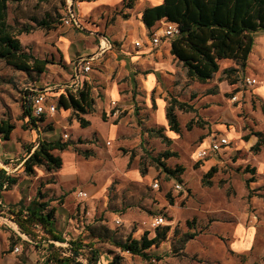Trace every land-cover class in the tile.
I'll return each mask as SVG.
<instances>
[{"label": "rangeland", "instance_id": "rangeland-1", "mask_svg": "<svg viewBox=\"0 0 264 264\" xmlns=\"http://www.w3.org/2000/svg\"><path fill=\"white\" fill-rule=\"evenodd\" d=\"M78 1L81 0H73L77 13ZM68 4L69 0H31L10 5L11 24L17 21V26L35 27L30 34L19 37L25 51L52 63L44 73L27 76L0 60V119H10L16 127L9 142H0V154L8 157L3 159L0 169L19 180L13 191L5 192L7 200L22 194L26 205L41 188L47 194L46 200H51V207L57 208L58 231L67 240L82 237L85 246L84 258H81L85 264H88L85 257L91 254L92 243L99 250V264H108L119 253L124 257V264H264V172H260L264 146L254 151L255 144L251 145L250 141L252 137L258 138L255 133L264 125V101L252 98L251 90L243 83L246 75L260 73L264 77V32L255 35L248 67L237 76L236 84H232L235 76L227 77L223 72L235 66L234 62L222 60L220 71L208 83L189 82L183 76L178 78L180 82L173 92L164 97L163 93L159 96L152 93L149 98L137 88L135 93L123 88L121 94L125 96L118 104L117 114L123 118L128 136L124 133L116 141L98 139L94 134L78 139L72 127L73 120L78 119L73 113L63 118L60 110L54 117H44L42 131L31 125L26 115L27 110L32 113L31 101L24 91L28 85L39 89L51 87L54 94L50 92L53 97L50 99L57 104L61 87L71 78L73 63L87 56L83 54L88 50L87 45L92 49L99 46L106 35L105 24H110L119 10L101 8L96 12L98 16L93 15L86 21L79 16L81 27L68 26L64 22ZM33 18L50 19L53 28H39ZM146 38L149 40L150 36ZM171 40L164 39L159 47L170 44ZM155 50L144 47L140 51ZM106 58L104 54L94 61L92 76L105 68ZM261 67L263 72L258 70ZM114 77L123 76H118L116 70ZM127 78H122L123 82ZM102 87L103 84L97 85L94 90L96 110L101 117L106 113L108 125L117 124L113 105L107 112L99 110L98 103L105 108L109 102ZM173 100L187 105L184 110L176 107L182 127L179 134L170 130L166 117ZM96 126L108 134L102 124L97 122ZM160 129L166 138L151 133ZM232 131L235 135L228 136ZM63 134L69 138L64 139ZM215 135L228 138L231 145L219 154L199 160V151ZM40 138L72 141L68 149L55 154L62 159L74 156L81 165V173L73 180H66L61 179L60 171L48 173L44 168H38L35 176L22 172L26 148L37 145ZM166 151L174 153L162 160L167 167L185 169L179 177L165 172L154 161ZM213 169H216L213 177L204 182ZM179 183L181 189L176 187ZM81 190H90L92 197L81 200L78 196ZM8 205L0 199V216L9 217ZM69 218L73 219L72 224ZM100 225H106L121 239L129 235L140 239L146 232L152 238L166 228L169 230L166 240L148 251L153 259L146 261L92 238L91 233ZM191 234L196 237L184 242ZM11 241L17 243L19 252L12 248ZM50 243L53 241L16 237L0 220V264H46ZM61 244L55 245L69 246Z\"/></svg>", "mask_w": 264, "mask_h": 264}, {"label": "trees", "instance_id": "trees-1", "mask_svg": "<svg viewBox=\"0 0 264 264\" xmlns=\"http://www.w3.org/2000/svg\"><path fill=\"white\" fill-rule=\"evenodd\" d=\"M31 0H0V60L17 72L27 76L33 73L42 74L52 62L48 59H40L32 53L25 51L20 35L30 34L35 27L32 25L17 26L9 22L10 5H20ZM134 0L129 3L125 0L124 8H133ZM37 27L52 29L53 22L50 19H31ZM162 20L175 23L179 26L180 34L171 43V54L182 63L187 70V77L191 81L206 84L220 71L222 60H231L235 66L227 67L224 73L227 77L235 76L233 85L238 82L237 76L245 71L249 64V58L255 46V35L264 32V0H165L163 4L147 7L142 13V21L148 30H152ZM94 87L86 82L77 93H66L58 97V110H72L83 128L90 125L83 116L96 112V99ZM25 95L28 91L25 90ZM215 92V91H211ZM186 103L173 100L167 108L166 117L171 131L181 133V123L176 113V107L184 110ZM30 118V124L42 131L43 117L34 118L30 110L26 111ZM103 119L106 120L105 115ZM16 129L10 119H0V139L9 141ZM163 130L153 131L154 136L166 138ZM258 142L253 146L254 151H259L264 146V133L256 132ZM72 145V141L46 140L40 138L37 145L26 148L27 156L23 160V170L27 176H35L38 168H44L48 173H57L63 167V159L56 155V151H64ZM88 156V154H87ZM174 156L171 151H166L154 161L165 172L179 177L185 171L178 167L176 170L167 167L163 159ZM216 169L210 171L205 179L213 177ZM255 174V171L253 170ZM18 177L9 175L5 169H0V199L3 192L12 190L18 184ZM47 194L41 188L28 204L23 201L17 204H9L7 210L11 218L20 228L21 232L29 239L46 240L48 242L68 243V247H56L54 243L49 245V254L46 264H85L81 257L84 256L85 243L82 237L67 240L58 231L57 208L51 207V200H46ZM92 226V225H89ZM169 228L162 233H157L150 238L146 232L140 239L132 235L124 238L116 237L106 225H100L91 233V237L99 242L109 243L122 253L139 256L143 260L151 261L152 255L148 253L152 247L160 246L167 238ZM42 234V235H41ZM196 237V234L187 235L184 242ZM19 241V240H18ZM12 248L17 243L11 241ZM91 245V254L85 259L88 264H99V250ZM114 254V253H113ZM84 258V257H83ZM108 264H124V257L113 255Z\"/></svg>", "mask_w": 264, "mask_h": 264}, {"label": "crops", "instance_id": "crops-1", "mask_svg": "<svg viewBox=\"0 0 264 264\" xmlns=\"http://www.w3.org/2000/svg\"><path fill=\"white\" fill-rule=\"evenodd\" d=\"M126 1L127 3H129L131 0ZM164 1L165 0H134L133 8H124L125 0H81L77 2L79 8L78 13L80 17L84 19V21H86V19H90L93 15L98 16L96 14L98 13V9L101 8L119 10V12L115 14L113 21L110 24H105L106 35L104 37L109 39L112 43V49H110L106 53V61L102 59V61H104L103 67L105 68L97 71V75L91 76L90 83L94 87L93 89L96 90L97 85L103 84L102 88L104 91V97L105 99L109 100L105 108H103V105H100L98 103L99 110L101 112H107L113 102H116L117 104L121 103L123 97L125 96L124 94H121V92H124L123 88H130V91L132 90V92L134 93L135 89L137 88L138 91H141L149 98L152 93H155L158 96L163 93L162 96L164 97L168 93L173 92L175 86L180 82V77L187 76V70L183 67L182 63L178 62L171 54V43L174 39L171 40L170 44L163 43L161 47L151 53H148L147 51L137 50L133 45V43L139 38L146 39L148 33L150 32V30L146 28L145 24L142 21V13L144 9L147 7L161 5L164 3ZM164 21L165 20H162L158 23ZM87 47L88 50L83 52L84 55L94 54L98 50V45L94 49L90 48L89 45H87ZM69 61L70 60L68 59V62ZM116 70L118 76H123L122 78H125V76L128 77L125 80L126 84H124L125 82H123L122 78L114 77L116 75ZM258 70L259 72H263L262 67ZM257 75L260 78H264L263 76L261 77L260 73H258ZM187 80H189V82H195L191 81L188 77ZM247 88L251 90L250 94L252 98H261L264 101L263 86ZM129 94H131V92ZM59 111L60 110H58V112ZM61 111L63 118H67L73 113L72 110ZM104 114L106 113H103L101 117L99 116V112H97L96 110V112L93 114L84 115L83 117L90 122V125L85 128L81 127L79 122L74 119L72 127L76 131L78 139L81 138L82 135L90 136L91 134H94L98 139L104 138L116 141L122 134L126 132L122 124L123 118H119L120 116H118V114L113 115V113L112 115L118 121V123L108 125L105 122L106 120L103 119ZM110 115L111 114L109 112V116ZM97 122L108 129V134L96 126ZM260 128V132L264 133V125H260ZM126 134L127 133H125V136L127 137L128 135ZM234 135V131L228 132V136L233 137ZM9 141L3 142L7 143ZM250 141L251 145L256 144L258 142V138L252 137ZM0 142H2L1 139ZM7 158L8 157L3 153L0 154V166L2 165L3 159ZM63 161L64 165L59 173L61 179L73 180L81 173V165L79 163H76L74 156L68 155L66 156V159L63 157ZM23 171L24 170H22V172ZM260 172H264V162H260ZM12 176L16 175L12 174ZM13 190L14 189L10 191ZM5 192H3V198L1 199V202H4V204H17L24 199V196L20 194L18 197H12L13 200L9 198L8 201ZM87 192L89 194V198L92 197V193L90 192V190H87ZM69 223L72 224L73 219L69 218ZM13 234L17 237V234H15L14 232Z\"/></svg>", "mask_w": 264, "mask_h": 264}, {"label": "built area", "instance_id": "built-area-1", "mask_svg": "<svg viewBox=\"0 0 264 264\" xmlns=\"http://www.w3.org/2000/svg\"><path fill=\"white\" fill-rule=\"evenodd\" d=\"M73 0H69V4L66 9V15L64 18V22L68 26H79L81 27V20L80 15L77 13L75 6L73 5ZM180 30L179 26L175 23L171 22H161L160 26L153 31L152 33H148L147 36H150V39H142L137 40L133 43L134 47L137 50H143L144 47L151 48L155 50L161 44L164 39H175L179 36ZM147 40V41H146ZM112 49V43L109 39L103 37L100 41L98 46V50L96 53L81 56L79 57L72 66V74L70 80L66 84H64L61 88V92L58 94L57 98L68 92L77 94L84 86L86 82H91V72L93 71L94 61L99 59L101 56L107 53ZM243 83L246 87H264V78H260L258 76H244ZM26 90L28 91V95H26L31 101V109H32V116L34 118H41L43 116H54L58 112L57 104L51 101L50 92L53 91L51 87H46L43 89H39L33 87L31 85L26 86ZM54 94V92H52ZM237 97L234 98V100ZM112 105L114 106V115L120 112L118 108V104L113 102ZM64 139H68L69 135L64 134ZM231 145V142L228 138L224 136L215 135L212 137L209 145L203 149H201L198 153V159L202 160L207 157H211L213 155L221 153L224 149H227ZM155 187H158V183H156ZM176 187L181 189V184H177ZM78 196L83 201H88L89 194L86 190H81L78 192ZM0 220L4 221L6 225H8L13 232L20 236L23 240H28L29 238L23 234L18 227V225L9 217L0 216ZM120 224L119 221H117ZM56 245H62L59 242H53ZM16 252L20 251L18 246L14 249Z\"/></svg>", "mask_w": 264, "mask_h": 264}]
</instances>
